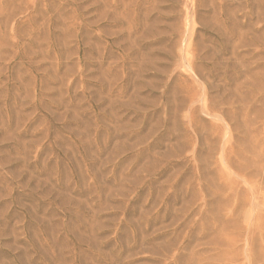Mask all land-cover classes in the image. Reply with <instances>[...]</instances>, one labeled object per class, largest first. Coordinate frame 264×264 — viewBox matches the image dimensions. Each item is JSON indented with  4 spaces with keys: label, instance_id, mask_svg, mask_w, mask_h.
Instances as JSON below:
<instances>
[{
    "label": "rangeland",
    "instance_id": "obj_1",
    "mask_svg": "<svg viewBox=\"0 0 264 264\" xmlns=\"http://www.w3.org/2000/svg\"><path fill=\"white\" fill-rule=\"evenodd\" d=\"M263 109L264 0H0V264H228Z\"/></svg>",
    "mask_w": 264,
    "mask_h": 264
},
{
    "label": "bare ground",
    "instance_id": "obj_2",
    "mask_svg": "<svg viewBox=\"0 0 264 264\" xmlns=\"http://www.w3.org/2000/svg\"><path fill=\"white\" fill-rule=\"evenodd\" d=\"M256 136L258 135L256 134ZM256 136H254V138H256ZM252 137H250V139ZM256 139H253V140H256ZM246 148L249 149L250 156H247L246 154L247 157L245 156L246 158L243 159L244 160L243 163L241 164L238 163L237 165L235 160L232 158L233 155H231V152L234 153L236 151L233 152L230 150L231 151L230 156L227 159L229 169H230L229 174H228V179H229L228 183L230 184V189H231L230 192L232 193V194L229 193L228 195H230V197L233 195L234 190H235V185L237 186L241 185V188L239 190L240 191L239 195H240V199L242 200V202H240L241 201L240 199H239L240 201L238 200L239 201L238 204L241 203L242 210H239L241 212L237 215L238 216L237 219L235 217L233 220V217L235 215L234 216L232 215L233 217L232 216L229 217L228 215L229 219L232 218L231 226L227 225L229 228L231 227L232 229L231 237L228 238L226 235L228 240L230 239L228 242L229 251L227 255L225 254V257H226L225 259L226 260L228 259L227 260L228 264H264V131H263L262 139L260 138L256 140L253 143V145H248V147L246 146ZM243 154H245V152ZM236 177H238L237 179L240 178L241 181L239 180L236 181L235 180ZM235 181L236 182L239 181L238 182L239 185L237 183L235 184ZM235 193L237 194L238 191ZM239 195H236V196H239ZM230 197L229 199L227 197V199L230 200ZM232 199H235V198H232ZM232 202L233 204H235L234 200L231 201V203ZM233 204L231 205L232 207L234 206ZM238 206L240 207V205ZM228 207L230 208V206ZM234 209H233V213L235 211L237 212L238 209L236 210ZM221 217L222 216L220 215V218ZM216 218H218V215L216 216ZM217 221H219L220 223L221 219ZM228 223L230 225V221ZM217 231H219L218 225H217ZM227 238L225 240H227ZM218 242H219V239H218ZM215 243H217V241H215ZM220 251L222 252L223 250L220 249ZM218 256L219 255L215 256L217 257L216 260L220 259L219 258L220 256L219 257Z\"/></svg>",
    "mask_w": 264,
    "mask_h": 264
}]
</instances>
